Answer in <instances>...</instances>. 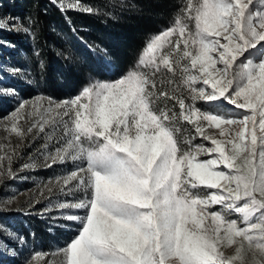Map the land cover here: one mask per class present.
I'll return each mask as SVG.
<instances>
[{"label": "snow or ice", "instance_id": "1", "mask_svg": "<svg viewBox=\"0 0 264 264\" xmlns=\"http://www.w3.org/2000/svg\"><path fill=\"white\" fill-rule=\"evenodd\" d=\"M57 7L97 12L81 0ZM0 30L28 34L31 23L0 17ZM99 53L101 70L76 94L22 99L0 118L4 139L20 141L0 144V178L17 179L37 160L64 169L25 213L43 204L34 214L52 226L77 225L56 249L61 264H264V0H185L116 78H97L112 75L108 49ZM5 95L16 93L0 88ZM179 121L192 126L190 139L179 138ZM37 141L14 170L20 149ZM3 231L0 252L15 256L8 241L24 237ZM51 255L32 249L24 264Z\"/></svg>", "mask_w": 264, "mask_h": 264}, {"label": "rangeland", "instance_id": "2", "mask_svg": "<svg viewBox=\"0 0 264 264\" xmlns=\"http://www.w3.org/2000/svg\"><path fill=\"white\" fill-rule=\"evenodd\" d=\"M58 3L59 0H0V17L20 18L25 26L31 23L28 34L0 30V70H6L19 79L22 88L21 98L12 103L6 100L0 103V118L7 117L22 99L31 101L42 95L63 100L76 94L89 73L101 70L99 48H106L110 53L111 63L107 68L112 75H98L97 78H116L117 73L135 65L147 39L169 26L179 11H174L167 25L146 34L133 59L121 61L112 53V49H119L126 36L135 29L129 12L134 7L133 0H81L86 6L97 9L96 13L88 16L80 11L62 13L57 7ZM38 9L48 15L44 25L37 16ZM87 19L96 24L87 25ZM39 61H43V70ZM13 68L20 69L19 73L14 74L11 71ZM160 106L164 107V103L161 102ZM197 106L202 110L207 108L203 102H198ZM168 107L171 108L170 103ZM223 107L226 112L233 111L227 104ZM176 126L180 129L181 140L190 139L194 135L191 125L179 121ZM8 135L0 128V144H11L14 147L20 143L14 135L5 140ZM42 142L37 141L30 147L20 149L22 158L14 160L13 169L19 170L21 164L30 162L28 157L35 154V149ZM195 142H200V139ZM3 154L0 149V155ZM42 165L43 161L37 160L36 169L18 171L17 179L0 178V240L5 239L4 229L23 236L25 240L23 245L8 241L9 247L16 249V255L0 252V264H24L25 257L32 249L53 253L46 258L49 264H61L63 258L55 254L56 249L62 248L75 234L77 225L74 223L59 221L60 226L55 227L51 221L35 215V211L41 209L43 204L37 205L33 214H25L29 200L40 198L38 188L64 172L60 166L44 168ZM225 254L233 255L234 249H225Z\"/></svg>", "mask_w": 264, "mask_h": 264}, {"label": "trees", "instance_id": "3", "mask_svg": "<svg viewBox=\"0 0 264 264\" xmlns=\"http://www.w3.org/2000/svg\"><path fill=\"white\" fill-rule=\"evenodd\" d=\"M133 2L134 7L129 12L135 29L130 31L119 49H112V53L121 61L133 59L139 52L146 34L167 25L174 11L182 7L185 0H133ZM66 14L72 13L66 12ZM84 15L88 16L86 13ZM37 16L43 25L47 23V13L38 9ZM85 23L87 25L96 24L90 19H87Z\"/></svg>", "mask_w": 264, "mask_h": 264}, {"label": "built area", "instance_id": "4", "mask_svg": "<svg viewBox=\"0 0 264 264\" xmlns=\"http://www.w3.org/2000/svg\"><path fill=\"white\" fill-rule=\"evenodd\" d=\"M5 67V66H3ZM6 68V67H5ZM20 80L17 79L15 76H12V74L8 73L6 70H0V88H10L12 89L15 93V99L21 98L22 96V88L20 84ZM11 99L9 96H2L0 97V102L3 104V102L6 100L12 103L16 100Z\"/></svg>", "mask_w": 264, "mask_h": 264}]
</instances>
